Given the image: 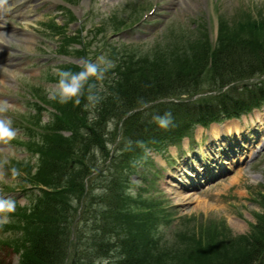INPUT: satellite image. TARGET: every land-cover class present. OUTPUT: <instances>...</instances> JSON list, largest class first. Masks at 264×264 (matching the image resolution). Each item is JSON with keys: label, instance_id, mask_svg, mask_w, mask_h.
<instances>
[{"label": "rangeland", "instance_id": "1", "mask_svg": "<svg viewBox=\"0 0 264 264\" xmlns=\"http://www.w3.org/2000/svg\"><path fill=\"white\" fill-rule=\"evenodd\" d=\"M153 1L81 0L75 8L78 18L82 20L79 24L83 23L85 26L82 34L85 40H91L86 56L92 59V64H97L103 70L98 72L97 80L92 84L94 88L90 86L91 95L88 96V100L92 106L88 108L89 118L85 119V123L94 125L101 121L97 133L104 150L94 137L82 162L81 174L88 173L82 180L75 175L76 167H71L79 165L81 168L82 164L75 162L72 156L68 159L70 170L65 171V176L75 177L81 182L82 187L75 185L70 192L57 193L65 197L70 195L69 199L66 198L67 201L59 203L62 212L64 209L67 211L69 207H75L73 220L70 213L67 217V220H71L67 238L69 250L63 264H118L120 248L116 245H114L116 249L110 251V256L89 260L86 255L96 251L98 247V244L94 245L93 238L108 230L102 227L101 220V211L109 206L107 201L121 200L117 205L124 203L125 197L118 193L121 190L127 196L131 195L135 203H139V199L145 200L147 204L152 201L151 203H154L161 212L160 223L156 227V232L153 231L155 233L153 237L161 235L166 237L163 244L152 249L134 247L130 250V253L145 264H199L201 261L198 258L204 256L195 240L204 244L210 238L209 235L218 233L219 239L225 236L226 240L228 238L232 241L240 236L251 235V231L264 226V105L254 109L247 116L225 119L220 123L210 124L208 128L194 125L191 137L183 138L176 145L169 144L162 154L163 157H160L162 155L159 156L152 146L144 145L136 148L139 152L130 157L127 167L123 166L124 168L116 171L113 168L106 172L103 170L112 149L116 148L114 154L118 156L117 158L120 157L122 152L119 149L125 145L121 142L124 140L122 137L128 124L120 122L119 115V112L126 108V104L119 98L109 103L107 98H110V95L123 93L126 88L129 92L133 89L137 91L138 97L141 94L145 96L146 100L141 103L135 102L134 105L138 106L129 113L132 115L131 119H134L131 122H134L135 118L142 117L144 110L149 111L162 100L154 101L152 98L163 91L176 93L174 90L178 89L181 100L192 104L217 99L223 97L230 89L240 91L246 86L264 81V75L260 73H253L251 77L243 79H236L240 78L236 76V72L226 71L217 74L214 65L217 66V70L229 69L230 59L223 54L227 59L222 60L221 65L220 60H213L210 51L212 44L218 42V47L221 48V44L227 41L239 52L246 50L249 51L248 55L260 52L256 53L259 58L264 55V32L263 35L248 40L247 44L244 42L247 35H243L240 29L242 23L252 26L254 21L256 24L263 22L264 0H158L157 8L143 20V13L150 9ZM55 9L35 1L21 8V17L38 25V36L34 33L32 41L29 39L25 41L28 43L10 38L9 43L31 53L32 56L29 55L31 57L28 58L21 56L16 60L4 59L8 64L14 63L13 67L16 70L10 71L5 66L0 67L2 111L5 114V110L11 108L14 113L21 114L24 120L28 118L27 116L31 119L33 115L31 113L35 112L31 121L39 126L49 122L57 111L52 103L46 102L40 103L42 106L36 108V105L32 104L34 97L30 95L34 90L28 87L29 85L40 87L41 93L45 92L47 98L58 95L57 86L60 80L50 81L49 76L56 74L60 65L68 60L58 55L60 44L58 36L52 38L51 35H47L43 39L44 35L40 34L44 26L41 22L48 19L43 18L46 13H55L56 21L64 22L61 12ZM113 13L118 16L116 19H119V24L109 21ZM218 13L220 23L217 26ZM14 15L18 16L16 11ZM137 21H140L138 25ZM100 24L102 25L98 28ZM129 25L133 28L127 29ZM77 27L74 23L70 25L71 30ZM96 29L103 30L101 33H94L92 38L95 31L91 30ZM119 29L122 30L118 31ZM44 31L50 33L45 28ZM113 46L121 49V57L125 56L126 60L111 70V64L117 63L119 59L117 56H120L112 53ZM71 54L73 55V52ZM25 58L28 61H25ZM108 64V67L103 68ZM28 65L33 75L29 76V81L25 79L23 82V76L18 77L16 74ZM257 65L259 64L255 63L254 67ZM174 87L176 88L173 90ZM16 95L20 98L16 97L14 100L10 98ZM97 103L107 106L104 108V119L98 117L96 113L94 105ZM67 115L73 117L71 113ZM7 117L0 115V120L5 121ZM116 121L120 123V127L115 124ZM5 123L9 128L10 122ZM13 123L18 127L16 122ZM25 130L10 129L14 134H18L13 138L19 137L22 141L27 140L36 144L38 139L36 132L30 134ZM70 133L62 131L61 135L68 136ZM79 136L80 133L77 131L76 138L80 139ZM16 138L14 142H9L7 137L0 139V198L11 199L15 203V210L8 214V222L0 224V264H19L20 257L27 254L26 249L30 243L29 236L26 235L28 232L32 235L38 231L33 225L37 213L31 207L46 185L50 191L58 187L55 189L57 191L60 187V183L57 184L48 175L45 166L47 160L40 157L36 151L38 148L30 149L17 142ZM257 146H260L259 150ZM140 150L144 152L138 157ZM74 151L81 152L77 149ZM133 160L138 162L135 167L130 166ZM186 162L200 169L197 176L199 181L203 182L194 184L182 182L183 185L175 182L172 175L175 170L182 169L183 163ZM112 171L118 180L113 188L108 187ZM38 175L42 180H38L41 179ZM33 178H37L41 190L36 187L28 189L32 185L29 181ZM56 178L61 179L60 176ZM62 178H64L62 186L67 185V179ZM192 178L198 180L194 174ZM118 183L121 185L124 183L120 190ZM171 184H175L174 187ZM27 189L28 191L24 192ZM116 191L118 198L114 197ZM135 206L133 204L129 210H133ZM111 207L115 206L111 203ZM119 212L122 213L123 210ZM118 214L117 210L115 218ZM122 222L123 218L117 221L120 226ZM185 225L195 228L194 236L180 230ZM257 225L258 228L255 229ZM175 230H180L181 236L173 233ZM109 237L110 241H115L117 235L112 233ZM223 255H234V249L225 248ZM77 256L80 260H77Z\"/></svg>", "mask_w": 264, "mask_h": 264}, {"label": "trees", "instance_id": "2", "mask_svg": "<svg viewBox=\"0 0 264 264\" xmlns=\"http://www.w3.org/2000/svg\"><path fill=\"white\" fill-rule=\"evenodd\" d=\"M245 24L242 23L240 25L243 35H247V40L244 39L245 43L248 44V40L256 38L260 34L263 35L264 20L258 24L254 21V23L251 24L252 26ZM76 38L78 39V37ZM66 40L67 39H65V41ZM218 45V42L215 43L214 49L211 51L213 60H220L219 63L222 65V60L227 59L228 57V59H230V67L229 69L223 68V70H217V66L214 65V67H216L214 70L217 74L226 71L236 72V76L240 77L236 79H243L244 77L249 78L251 75H254L253 73L264 75V55L259 58L256 54H259L260 52H252V54L248 55L249 51L245 50L239 52L234 45L229 44L227 41L221 44V48H219ZM206 48L208 51L207 41ZM119 54L120 51H117V55ZM223 54L227 55V57H223ZM117 57L119 59L117 63H115L114 69L126 60V57H121V54ZM255 63L259 65L254 67ZM244 72L250 73V75ZM112 84L115 85L116 82H112ZM91 87L94 88V86ZM175 88L176 87H174L173 90ZM90 89V84L85 81L80 92L69 99L66 103H62L58 96V100L56 99L52 103V106L54 105L57 113L55 115L53 114L50 121L43 124V126H39L31 121L32 125L39 127L41 130L35 131L33 129H28L30 134L36 132L38 139L36 144L30 143L29 141H26L25 143L28 148H38L36 151L40 154V157H45L47 160L45 166L48 169V175L53 178L57 184L60 183V187L57 191L55 189L58 187H55L54 190L52 189L49 192L40 189L41 194L38 195L34 206L31 207L32 210L37 213L36 219L33 220V225L38 231L32 235H30L29 232L27 233L26 237L29 236L28 242L30 243V246L29 248L26 246V251L28 250L26 252L27 254L20 257L21 261L19 260V264H63L67 258L69 250L67 238L70 233L69 227L71 220H73L75 207H69L67 211L64 209L62 212L59 203L67 201L70 195L65 197L63 195H57V193L70 192L71 189L75 188V185L82 187L81 182H78L75 177L72 178L69 175L65 176V171L70 170L68 168L70 167L68 159L72 156L75 162H80L82 164L81 168L78 167L79 165L71 166L74 168L76 167L75 175L79 177V180H82L84 175L88 174L84 172L81 174V171L83 170L82 162L84 161L85 153L88 150L89 145L93 143L92 140L94 137L95 139H98V145L104 150L100 136L97 133L98 124L100 125L101 121L94 125H91L88 122L85 123V119L89 118L87 117L89 112L88 108L92 106L89 105L90 102L88 100V96L91 95ZM177 90L178 89L174 90L176 93L166 91L160 92L155 94L152 100L156 101L163 98H178L180 97V92H177ZM235 90L236 89H230L223 95V97L208 101L205 100L199 103L191 104L189 102H183L176 104L171 101H159L151 107L149 111L144 110L142 117L135 118L134 122H131V120H134L131 119L132 115L129 116L123 121L124 124H126V122L128 123L126 124L127 127L122 137L124 138L122 142L125 144V146L122 147L123 153L120 155L119 160L115 159L113 160V163L127 166L129 158L134 154L139 143H154L156 144L155 146L161 147L162 142L167 139L176 138V140H180L184 132L189 130L188 128L195 123L206 125L213 120L219 121L225 117L238 116L240 113L248 111L252 107L261 106L264 103V81L260 84L254 83L246 86L240 91ZM136 92L137 91H134V89L129 92L125 88L123 93H118L116 96L110 95L111 97H108L107 101L110 103L116 98L123 100L122 102L123 104H126V108L119 112V115L121 116L126 111L138 106L134 105L135 102L141 103L146 100L144 95L141 94L138 97ZM94 108L96 109L98 117H103L105 114L104 108H107V106H102L100 103H97L94 105ZM70 113L73 116L72 118L67 115ZM102 119H104V117ZM136 127L138 129H135ZM62 131H69L71 133L68 136H63L61 135ZM77 131L80 133V139L76 138ZM76 149L81 152H75L74 150ZM63 159L65 160L64 162ZM57 176H60L61 179H57ZM38 177L41 178L40 175H38ZM62 177L67 179V185L62 186L64 183V178ZM33 179H35V181ZM33 179L29 182L32 184H39L37 178ZM38 180L40 181L42 178ZM117 181V179L110 180L108 187H115ZM123 184L124 183H122V185L118 183V190H120V187H122ZM26 191H28V189L24 190V192ZM118 193L125 197V201H123L124 203L117 205V202H121V200H116L115 202L111 200L107 201L109 206L101 211V220H103L102 227H105L104 229L108 230L103 232L102 235L100 234L98 237L93 238L95 240L94 245L97 246L98 244V247L96 251H93L92 253L89 252L86 256L89 260H92V258L95 257L110 256V251L112 249L115 250L116 247H114V245H116L120 248L118 264H145L134 254L130 253V250L134 247L152 249L163 244V239L166 237L162 235L153 237V234H155L154 232H156L157 229L156 227L158 226V220L160 223L161 212L154 203H151L152 201L147 204L145 200L139 199V203H135L132 200L133 198L131 195L127 196L122 190L118 191ZM117 196L116 191L114 197L118 198ZM99 197L103 198L101 196ZM111 203L115 207L112 208ZM133 204L136 206L133 210H129ZM70 210H72V212ZM117 210L119 214L118 216L116 215L115 218ZM121 210H123L122 213L119 212ZM68 213L71 215V220H67ZM122 218L123 222L120 226L117 221ZM26 226L29 227L28 224ZM257 228L258 225L255 226V229ZM259 228L260 229L256 231L253 230L254 232L251 231V235L240 236L232 241L228 238L226 240L225 236L219 239L217 235L218 233L209 235L210 238L205 242L203 241L204 244L195 240V244L204 256L198 258V260L201 261L199 264H264V226ZM194 229L195 228H192L190 225H185L183 228L181 227L180 230L189 232L191 236H194ZM180 230H176L175 234L181 236ZM112 233L117 235L115 241L109 240V234ZM250 237H253V239L249 240ZM224 247L229 249L233 248L234 255H223V251L225 250ZM161 257H163V255H161ZM77 260H80V258Z\"/></svg>", "mask_w": 264, "mask_h": 264}, {"label": "clouds", "instance_id": "3", "mask_svg": "<svg viewBox=\"0 0 264 264\" xmlns=\"http://www.w3.org/2000/svg\"><path fill=\"white\" fill-rule=\"evenodd\" d=\"M61 79L57 86L60 101L66 103L69 99L76 96L83 83L88 79L89 76H98V65L92 63H86L84 70L78 74H70L69 72H61ZM70 77V78H69ZM78 103V101H77ZM3 108L0 107V111ZM13 133L7 127L5 121L0 120V139L4 137H10ZM15 210V203L11 199L0 198V224L8 222V214Z\"/></svg>", "mask_w": 264, "mask_h": 264}, {"label": "bare ground", "instance_id": "4", "mask_svg": "<svg viewBox=\"0 0 264 264\" xmlns=\"http://www.w3.org/2000/svg\"><path fill=\"white\" fill-rule=\"evenodd\" d=\"M21 12H22L21 9H18L16 13H17V15H20ZM1 27H2V23H1V20H0V29H1ZM218 134H219V133H218ZM171 186H173V184H171ZM173 187H174V186H173ZM172 190L176 191L175 188H172ZM176 192H177V191H176ZM177 193H179V192H177ZM184 198H187V197H184Z\"/></svg>", "mask_w": 264, "mask_h": 264}]
</instances>
